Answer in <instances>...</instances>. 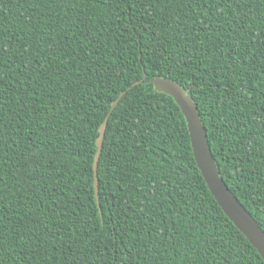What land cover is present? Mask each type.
<instances>
[{"label":"trees","instance_id":"obj_1","mask_svg":"<svg viewBox=\"0 0 264 264\" xmlns=\"http://www.w3.org/2000/svg\"><path fill=\"white\" fill-rule=\"evenodd\" d=\"M155 78L264 232V0H0V264H264Z\"/></svg>","mask_w":264,"mask_h":264},{"label":"water","instance_id":"obj_2","mask_svg":"<svg viewBox=\"0 0 264 264\" xmlns=\"http://www.w3.org/2000/svg\"><path fill=\"white\" fill-rule=\"evenodd\" d=\"M151 83L155 90L170 95L179 106L186 120L195 161L211 194L214 196L224 213L246 236L264 260V232L259 228L253 217L241 205L220 177L217 165L211 154L204 127L201 123L196 107L187 95V89H184L174 81L163 78H155L151 80ZM122 94L123 93H121L112 103L109 112L103 120L96 141L97 152L93 164L95 186L97 183V162L101 151L107 119Z\"/></svg>","mask_w":264,"mask_h":264}]
</instances>
